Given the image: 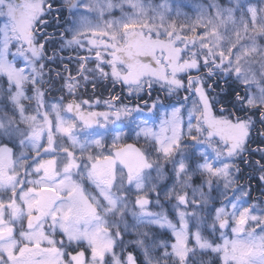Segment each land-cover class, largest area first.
Listing matches in <instances>:
<instances>
[{"label": "snow or ice", "instance_id": "snow-or-ice-1", "mask_svg": "<svg viewBox=\"0 0 264 264\" xmlns=\"http://www.w3.org/2000/svg\"><path fill=\"white\" fill-rule=\"evenodd\" d=\"M0 264H264V0H0Z\"/></svg>", "mask_w": 264, "mask_h": 264}, {"label": "trees", "instance_id": "trees-1", "mask_svg": "<svg viewBox=\"0 0 264 264\" xmlns=\"http://www.w3.org/2000/svg\"><path fill=\"white\" fill-rule=\"evenodd\" d=\"M97 95H100V94H103V95H107V92L103 89V88H101L100 89V92H98V93H96ZM92 96V91H91V89H89V91L87 92V93H85L84 94V98H89V97H91Z\"/></svg>", "mask_w": 264, "mask_h": 264}]
</instances>
